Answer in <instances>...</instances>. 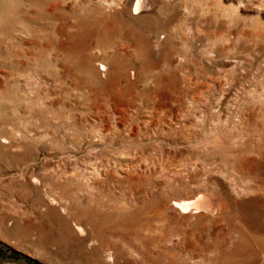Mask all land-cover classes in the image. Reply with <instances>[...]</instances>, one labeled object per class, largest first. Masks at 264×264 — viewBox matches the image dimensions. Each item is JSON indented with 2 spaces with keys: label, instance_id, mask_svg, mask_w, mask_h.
Segmentation results:
<instances>
[{
  "label": "rangeland",
  "instance_id": "rangeland-1",
  "mask_svg": "<svg viewBox=\"0 0 264 264\" xmlns=\"http://www.w3.org/2000/svg\"><path fill=\"white\" fill-rule=\"evenodd\" d=\"M133 6L0 0V257L264 264V0Z\"/></svg>",
  "mask_w": 264,
  "mask_h": 264
},
{
  "label": "bare ground",
  "instance_id": "bare-ground-1",
  "mask_svg": "<svg viewBox=\"0 0 264 264\" xmlns=\"http://www.w3.org/2000/svg\"><path fill=\"white\" fill-rule=\"evenodd\" d=\"M133 2H134V6H133V12L132 13H134V14H137L139 11V9H140V3H141V0H133ZM90 59L91 58H87V66H88V69L89 70H95L92 66H91V64H90ZM103 67H104V70H105V68H106V66H105V64H100V69H103ZM94 73V72H93ZM245 114V113H244ZM250 115L249 116H251V113H249ZM247 118V117H246ZM251 119V118H250ZM249 120V119H248ZM88 170V169H87ZM96 170L94 169V168H92L91 167V170H88L87 172L88 173H94ZM199 198V197H198ZM207 201H205V200H201V198L200 199H197L196 200V202L194 201V202H190V201H187V200H180V201H176L175 203H174V206L175 207H177L181 212H185L190 206H192V205H194V204H196V205H204V204H206L207 205V203H206ZM75 229L80 233L81 232V227H79L78 225H75ZM2 264H10V263H7V262H5V263H2Z\"/></svg>",
  "mask_w": 264,
  "mask_h": 264
},
{
  "label": "water",
  "instance_id": "water-1",
  "mask_svg": "<svg viewBox=\"0 0 264 264\" xmlns=\"http://www.w3.org/2000/svg\"><path fill=\"white\" fill-rule=\"evenodd\" d=\"M6 261H14L20 264H33L34 261L30 258L27 257H11V256H5V257H0V264L6 262Z\"/></svg>",
  "mask_w": 264,
  "mask_h": 264
}]
</instances>
